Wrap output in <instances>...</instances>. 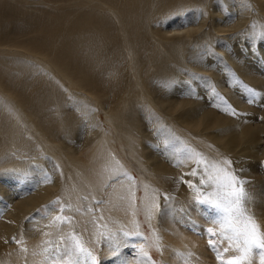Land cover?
I'll return each mask as SVG.
<instances>
[{"label":"bare ground","instance_id":"6f19581e","mask_svg":"<svg viewBox=\"0 0 264 264\" xmlns=\"http://www.w3.org/2000/svg\"><path fill=\"white\" fill-rule=\"evenodd\" d=\"M210 3L0 0V176L29 173L44 154L51 160L41 165L45 184L13 199L0 217V264H91L75 251L79 239L98 245L103 264H125L133 258L124 251L130 242L124 234L143 231L141 186L164 264H217L205 235L195 232L208 224L238 257L230 226L251 218L264 232V75L234 56L227 67L254 89L246 83L244 100L217 81L225 106L179 96L174 85V68L191 44L242 32L248 19L263 27L264 0H241V17L211 33L201 31L205 25L175 33L160 27L189 9L206 18ZM147 120L162 144L182 155L152 151ZM135 171L139 184L129 176ZM225 173L243 181L238 204L228 195ZM200 195L229 210L223 225ZM46 201L49 214L41 217L35 211ZM29 214L35 218L25 220ZM246 264H259L258 250Z\"/></svg>","mask_w":264,"mask_h":264},{"label":"rangeland","instance_id":"374dc122","mask_svg":"<svg viewBox=\"0 0 264 264\" xmlns=\"http://www.w3.org/2000/svg\"><path fill=\"white\" fill-rule=\"evenodd\" d=\"M210 1L211 10L210 14L206 18L202 12L195 13L189 9L183 12L182 15H175L170 20L160 24V27L164 31L169 33H172L173 31V33H175L190 27L205 25L202 26L201 31H203V33H211L213 32L214 27L216 30L217 27L223 26L224 24H230L232 21L238 20L239 17H241V0ZM250 20L251 19H248L243 22L244 24L240 29L242 32H233V30L229 34L224 35L222 38L220 35L213 33V35L216 36L212 40L204 38L201 43L190 45L191 48L184 60L177 64L176 67L174 66L175 74L177 75L174 85L179 96H186L191 99L200 98L203 102L208 104L217 103L220 106H225V102H227L228 99L224 92L220 90V88L216 87L217 81H219L222 88L225 87V89L233 92L240 98L248 100L250 94L246 92L247 88L249 87L250 89H254L253 86L249 85V82L245 79V77L243 78L240 73H236L231 68L227 67V65L230 64L231 61H235L234 58L239 56L242 61H244L243 63L247 68L264 75V26L256 29L255 22ZM250 29L255 31V36L249 35L248 31ZM218 50L226 52L225 55L221 53V56ZM193 54H198L207 62L208 66L205 68L202 67L197 62ZM220 56H224L223 59ZM181 79H184L185 81H180ZM220 93L222 94L221 96ZM223 99L225 101H223ZM145 126L151 150L159 152L160 155H171V152L174 150L170 152V146L167 148L164 144H162L160 132L154 128V126L152 127L151 121L147 120ZM174 149H176L174 153L179 152L178 154L182 155V149H179L178 147ZM43 156L44 157L41 158L43 160L30 163L31 171L29 173L27 172L28 174L24 173V175L22 174L21 176H19L20 174H4L0 176V217H3V214H6L7 211L10 210L13 199L17 198L21 194L35 191L45 184V177L40 172L41 165L43 163L45 166V163L48 161L51 162V160L48 157L45 158V154ZM45 160L46 162H44ZM46 164L48 165L49 162ZM44 166L42 167L43 169H45ZM134 173L135 174H129V176H131L135 182L139 184L141 182L140 175L137 171ZM190 186L191 189L194 188L192 184H190ZM141 187L139 188L140 195L138 197V205L140 207L139 218L143 231H126L127 233H130V235H127L130 242L125 244L123 248L124 251L133 259L128 260L125 264H138L137 261L146 258L151 260L154 264H164L162 254L155 242L152 226L147 220V217L145 218L144 209L142 207L144 190ZM200 201L211 210L212 216L219 220L220 226L223 225L226 219H228L229 210L227 208L220 207L215 202L207 201L202 195H200ZM49 202H43L38 209H36L35 212L37 215L41 217L48 216L49 212H47L45 205H47V203L50 204ZM54 205L59 210L63 208L62 204L54 203ZM28 216L31 220L32 218H35V215L29 214L25 220H28ZM187 227L190 230H194L190 223L187 224ZM230 227L232 230H236V227ZM210 229L211 232L209 231ZM195 232L199 236L205 235L209 250L208 252L211 254L210 259L217 261V264H225L227 260L233 257H238L237 252H232L230 248V250H228V248L221 243V231L217 227L208 224L203 229L200 227L195 229ZM14 239L17 240V238ZM144 241H146L148 249L145 247V243H143ZM210 241L212 242L211 244L209 243ZM79 242L96 257V264H103L98 245H96L93 240H91V244L88 245H85L81 239H79ZM141 249L143 250L142 252ZM144 253H147V255H144ZM72 261L67 260L64 264H73Z\"/></svg>","mask_w":264,"mask_h":264},{"label":"snow or ice","instance_id":"6c2138e0","mask_svg":"<svg viewBox=\"0 0 264 264\" xmlns=\"http://www.w3.org/2000/svg\"><path fill=\"white\" fill-rule=\"evenodd\" d=\"M201 163L203 161H200ZM223 171V170H221ZM194 174V173H193ZM227 177V186L230 189L228 195L234 197L236 203L238 204L240 200L244 197V189L242 187L243 181H240L234 175L230 173H225ZM57 222L63 223L66 220L60 216L55 218ZM211 232V229L209 230ZM237 241V248L240 249L242 255L239 257H233L225 262V264H246L249 261L250 256L253 254V250H258L259 253V264H264V232H261L259 226L251 218H247L242 227L235 230ZM124 235H130V233H125ZM212 243L211 241L209 242ZM241 245L243 246L241 248ZM47 251V250H46ZM75 251L91 261V264H96V257L85 248L79 240L75 242ZM143 250L141 249V252ZM147 255V253H144Z\"/></svg>","mask_w":264,"mask_h":264}]
</instances>
